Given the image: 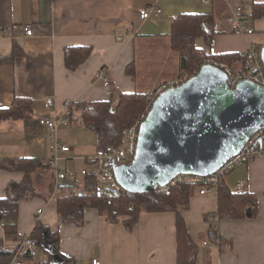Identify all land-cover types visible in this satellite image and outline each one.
<instances>
[{
	"label": "crops",
	"instance_id": "crops-1",
	"mask_svg": "<svg viewBox=\"0 0 264 264\" xmlns=\"http://www.w3.org/2000/svg\"><path fill=\"white\" fill-rule=\"evenodd\" d=\"M257 4L264 5V0H253ZM147 7L160 9L161 14L139 19V11ZM183 13L213 14L220 20L221 33L213 37L207 50L210 54L238 53L242 58L249 47H255L261 55L264 16L256 19L252 15L253 34L234 35L225 22L229 10L222 0H207V4L202 0H0V108H8L14 98L33 102L28 120L0 123V159L36 158L45 164L49 157L43 140L46 131L38 120L61 116L66 101L90 104L110 101L113 96L116 105L121 93L149 94L177 76L179 55L170 49L168 34L172 19ZM24 25L49 30V34L25 37L16 29ZM116 30L131 31L134 36L117 42ZM72 47L92 49L75 71L64 64V49ZM129 65L132 75L126 73ZM230 68L239 71L241 60ZM100 70L109 79L112 94L96 77ZM47 98L53 100L51 109L44 107ZM91 133L69 126L62 141L67 144L73 137L75 144H67L68 153L58 154V168L61 161L70 159L90 165L88 156L93 152L87 145L95 152L97 148ZM47 168L38 187L41 196L19 202V236L25 238L41 222L58 233L60 253L71 264H90L92 259L101 264H177L174 212H142L130 232L122 223H108L91 208L84 210L81 226L63 224L57 214L58 196L47 189L50 181L55 183L53 171ZM23 178L20 172L0 170V199L6 197L10 183H20ZM82 181L75 177L79 191ZM222 182L230 190L243 183V192L256 199L257 213L254 218H218L216 193L200 196L194 192L180 213L197 247L195 264H264V157L236 168ZM0 241L12 250L19 242L15 236L5 235L1 225ZM46 259L41 251L35 257Z\"/></svg>",
	"mask_w": 264,
	"mask_h": 264
},
{
	"label": "trees",
	"instance_id": "trees-1",
	"mask_svg": "<svg viewBox=\"0 0 264 264\" xmlns=\"http://www.w3.org/2000/svg\"><path fill=\"white\" fill-rule=\"evenodd\" d=\"M51 2L55 0H50ZM254 18L264 16V5H253ZM219 19L213 14H179L172 19L169 36V46L179 55V74L185 73L193 76L204 58H213L231 66L241 60L238 53L210 54L213 37L220 34ZM197 39H202L206 50L196 45ZM90 47H72L64 49V64L70 71L77 70L91 55ZM128 75L133 74L129 65L126 69ZM162 85V84H161ZM160 85V86H161ZM154 98V92L121 93L118 102L110 101L94 103L76 102L69 106L68 116L70 125L74 129L85 128L96 136V149L106 146H117L122 143L126 130L136 120L144 115ZM33 102L28 99L14 98L8 108H0V123L6 121L28 120L32 115ZM0 170L20 172L24 175L20 183H10L7 187L6 197L0 199V225L7 236H15L18 241L24 239L19 236L18 207L21 200L29 201L40 197L38 187L43 172L48 168L36 158L0 159ZM82 191L74 193L76 183L66 184L70 194L56 197L57 214L63 224L81 226L84 222L83 212L86 208L95 209L100 216H104L110 224L122 223L127 231L136 226L142 212H174L176 214L177 231V264H195L197 247L190 240L180 209L187 208L190 197L195 190L188 185L172 188L168 196L157 194L154 191L137 193L122 191L118 196L107 197L96 185L92 176L82 179ZM53 182H49L47 189L53 191ZM65 188V187H64ZM218 218L245 219L254 218L257 213V203L253 195L242 192L236 193L221 182L216 189ZM36 240L45 261L35 260L28 253L19 255L33 264H67L70 260L64 257L59 250V235L51 232L41 222L37 221L32 231L26 236ZM16 256L12 250L0 241V264H9ZM34 261V262H33Z\"/></svg>",
	"mask_w": 264,
	"mask_h": 264
},
{
	"label": "water",
	"instance_id": "water-1",
	"mask_svg": "<svg viewBox=\"0 0 264 264\" xmlns=\"http://www.w3.org/2000/svg\"><path fill=\"white\" fill-rule=\"evenodd\" d=\"M258 130H264V87L243 82L232 90L223 72L205 65L155 99L133 161L115 168L116 180L125 191L145 193L177 175L208 176Z\"/></svg>",
	"mask_w": 264,
	"mask_h": 264
},
{
	"label": "built area",
	"instance_id": "built-area-1",
	"mask_svg": "<svg viewBox=\"0 0 264 264\" xmlns=\"http://www.w3.org/2000/svg\"><path fill=\"white\" fill-rule=\"evenodd\" d=\"M227 6L229 13L226 17V24L229 30L234 35L247 36L253 34L250 22L252 19V6L253 0H222ZM203 4H207V0H202ZM161 14V10L156 7H147L139 11V19L147 20L150 17H156ZM20 30L25 37H37L48 35L49 30L34 29L32 26L24 25L16 28ZM131 31L114 32V39L117 42L123 41L126 38H133ZM214 67L226 76L227 86L234 90L240 83L250 82L260 87H264V64L261 60L260 51L255 47H249L241 58V69L233 71L225 63L220 62L213 58H204L201 65L196 70L195 75L201 70L203 66ZM97 78L103 82L104 89L112 94L110 81L106 77L105 72L100 70ZM192 76L183 74L180 77H175L163 83L154 92V98L146 109L144 115L140 116L136 122L130 126L126 132L124 140L117 146H106L104 148L96 149L95 155L90 159L89 169H83L80 174L82 177L92 176L95 179L98 188L106 193L107 197L118 196L122 193L123 188L116 180L115 168L131 165L137 150L138 131L141 123L144 121L147 113L149 112L155 99L163 92L174 89L185 83ZM71 102L66 101L64 104V112L61 116L53 118H40L38 125L45 129L46 135L43 140L46 143V148L49 152L45 165L49 167L55 175V183L53 188V196L62 194H70L71 190L66 189V184L74 183L75 176L70 173H65L58 168L60 157L59 153H68L71 148L62 140L63 135L70 126L68 116L70 114L69 106ZM54 103L51 98H47L44 102L46 109L53 108ZM264 157V130H258L253 133L246 140L239 152L226 160L223 165L215 172L208 176L181 174L173 177L166 185L157 186L154 190L155 193L168 196L172 188H179L181 185H188L197 192L200 196L210 193H216L218 185L222 182L224 177L250 161L257 158ZM62 182V185L59 183ZM65 187V188H64ZM244 189L243 183H238L233 191L242 193ZM74 193H79V187L74 186ZM41 211H38L40 213ZM16 256L9 264H25L19 255L28 253V256L35 258L40 249L36 240L25 237L19 241L15 247ZM71 264V263H67ZM90 264H101L99 260L92 259Z\"/></svg>",
	"mask_w": 264,
	"mask_h": 264
},
{
	"label": "rangeland",
	"instance_id": "rangeland-1",
	"mask_svg": "<svg viewBox=\"0 0 264 264\" xmlns=\"http://www.w3.org/2000/svg\"><path fill=\"white\" fill-rule=\"evenodd\" d=\"M196 45L198 46V47H200L201 49H203V50H206V46H205V44H204V42H203V40L202 39H197V41H196ZM176 55V57H177V54H175ZM184 73H181L180 75H177V76H175V77H180L181 75H183ZM175 77H173V78H175ZM172 78V79H173ZM84 130V133H90V134H92L91 132H89L88 130H86V129H84V128H82V131ZM71 140H70V142H67V144L68 145H70L71 144V146L73 145V144H75L74 143V141H73V137L72 138H70ZM82 146H85V145H82ZM87 146H89L88 148H90L89 150H90V152H93L90 156H88V157H90V158H93L94 157V155H95V148H93V146L92 145H90V144H88ZM89 167H90V165L88 166L87 164L86 165H84V163H82V161H80V160H76V159H70V160H67V161H65V160H63V161H61L60 163H59V168L61 169V170H63L65 173H70V174H73L79 181H82V177H81V174H80V172L83 170V169H89ZM80 191H82V189H80Z\"/></svg>",
	"mask_w": 264,
	"mask_h": 264
}]
</instances>
